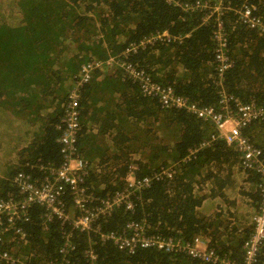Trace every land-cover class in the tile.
<instances>
[{
    "label": "trees",
    "instance_id": "16d2710c",
    "mask_svg": "<svg viewBox=\"0 0 264 264\" xmlns=\"http://www.w3.org/2000/svg\"><path fill=\"white\" fill-rule=\"evenodd\" d=\"M175 1L177 4L166 0H0V129L4 126L17 132L19 126L22 128L19 135H12L16 139L11 141L10 151L16 156L6 160V164L0 162V200L6 199L8 193L18 196L13 178L19 172L38 177L40 165L59 167L64 162L57 125L65 115L74 87V78L67 77L70 69L63 62L70 52L64 47L69 44H76L79 49L101 44L105 52L128 61L153 82L173 87L176 95L201 107L220 109V90L228 97L264 106V34L250 29L236 14L244 5L253 6V14L264 22V0H200L221 7L219 21L217 13L211 14L209 9H183V4L195 0ZM207 15L210 16L205 20ZM218 23L227 33V53L233 61L221 77L212 68ZM163 32L181 39L170 44L156 41L123 55L131 43ZM104 56L100 59H107ZM67 59L70 57L65 58L66 63ZM111 69L118 76L122 74L116 67ZM123 83L126 88L118 99L121 106H126V112L121 115L134 122L114 135L113 142L126 144L128 140L137 142V147L107 154L96 167L88 164L86 191L96 198L113 196L126 188L125 177L130 171L139 180L165 169L172 177L163 175L147 187L130 189L127 201L132 208L125 209L123 204L113 207L110 214L99 216L89 231L74 226L79 213L73 208L69 192L65 201L71 219L64 224L53 217L45 228L44 208L34 205L29 220L22 224L27 244L0 231V252L8 251L29 264L60 263L61 249L68 241L73 247L68 252L73 264H88L89 249L96 254L95 264H212L157 246L139 247L129 253L115 242L101 239V234L108 232L120 235L132 222L141 225L147 236L166 242L198 237L207 250H213L220 258L242 264L244 243L256 233V219L262 214L257 187L260 176L242 168L240 152L227 144L213 124L185 109L161 108L157 99L140 91L137 80L126 78ZM92 84L83 87L81 93V130L76 136L74 158H85L84 151L91 144L85 108ZM149 100L153 102L152 110ZM106 119L113 120L114 116ZM242 134L261 150L264 161V121L251 123ZM5 147L0 142V150ZM135 150L137 158L132 155ZM192 173L207 174L218 187L212 196L220 197L226 206L218 205L211 214L201 212L207 197L196 189ZM221 173L234 178L221 180ZM246 181L255 185L254 191L239 187L240 182ZM101 206L98 202L93 208ZM232 224L238 229H231ZM0 264L6 263L0 260ZM251 264H264V241Z\"/></svg>",
    "mask_w": 264,
    "mask_h": 264
},
{
    "label": "built area",
    "instance_id": "2783aa9c",
    "mask_svg": "<svg viewBox=\"0 0 264 264\" xmlns=\"http://www.w3.org/2000/svg\"><path fill=\"white\" fill-rule=\"evenodd\" d=\"M171 3L175 0H166ZM221 3L224 0H217ZM181 5V4H180ZM186 11H195L197 9H209L212 13H217L218 21L221 16V7H213L207 2L200 0L186 2L182 5ZM254 7L244 5V7L236 14L242 23L250 29L257 30L260 34H264V22L259 16L253 14ZM207 15L205 20L209 18ZM180 37L171 36L167 32L156 33L144 38L139 43H131L124 51L123 55L127 56L132 52H136L139 48H143L156 41L163 44H170L180 40ZM216 42L215 59L213 62V70L219 76L229 69L233 61L227 53L228 36L224 31L222 23H218L214 33ZM120 67L122 69L123 79L132 78L137 80L140 85V91L146 95L157 99L161 108L185 109L194 114L197 118L204 122H214L219 131V135L225 138L229 146L234 147L240 152L242 157V168L260 176L258 182V190L261 194L262 214L257 217L256 233L244 243V262L242 264H251L255 252L259 244L264 241V161H262V152L259 148L249 143L243 136L242 130L255 121H264V106L257 105L254 101L242 102L232 96H227L223 90L219 91L220 109L215 110L212 106H199L196 103L187 104L184 97L175 94L173 87L169 85H160L153 82L144 71H138L128 61H123L120 57H109L108 60H98L95 62L87 61L84 63L77 75L74 76V87L70 91L68 101L65 107V115L61 119L57 128L61 131L62 152L64 154V162L59 166L40 165L38 170L41 175L34 177L32 174L19 172L14 178L13 183L17 186L18 196L8 193L6 199L0 200V231L2 234L12 235L17 242L26 244L27 234L22 226L29 220L28 214L34 205H40L44 208V227L46 222L56 217L62 224L71 219V213L67 210L65 195L69 192L73 208L79 213V219L74 221V226L81 231H89L92 229L93 222L103 215L110 214L115 206L132 208V204L127 201V195L130 189L137 186H149L155 179H161L163 175L172 177L170 171L162 170L161 174H155L152 177L136 179L133 171L128 172L125 177L127 184L123 191H117L113 196L106 199L96 198L93 193L86 191L85 185L88 176V164L85 158L76 155L74 158V144L77 133L81 130L80 124V99L83 87L90 84L93 74L97 70L104 67ZM233 103V106H232ZM102 203L101 207L93 208L95 203ZM4 219V220H3ZM21 225V226H20ZM101 239L111 240L119 246L121 250L133 253L137 248H148L157 246L166 250H175L184 252L188 256L205 261L212 264H233L225 258H220L213 250H207L201 240L196 237L192 241H163L160 238L147 236L143 227L137 223H127L125 229L120 235L113 232L101 234ZM2 237L0 236V241ZM73 247L65 242L61 249L63 254L62 262H52L47 264H73L71 256L68 253ZM88 264H95L97 257L93 249L86 251ZM0 259L6 264H29L22 261L18 256L9 254L8 251L0 252Z\"/></svg>",
    "mask_w": 264,
    "mask_h": 264
},
{
    "label": "crops",
    "instance_id": "0c3cea01",
    "mask_svg": "<svg viewBox=\"0 0 264 264\" xmlns=\"http://www.w3.org/2000/svg\"><path fill=\"white\" fill-rule=\"evenodd\" d=\"M110 55V54H108ZM112 56V55H111ZM91 61V60H89ZM105 69H109V67H104ZM103 68V69H104ZM114 68V67H110ZM118 68L121 72L122 69L120 67ZM102 70V69H101ZM122 75V74H121ZM123 80L119 78H111V81L108 82V84L103 86V83L107 82L104 81L101 77H93V84L92 88L88 90L90 91L88 97V101L86 104V112L87 115L85 117V121L87 124V130L88 135L91 144L89 147L86 148V151H84V157L87 161V164L93 165L96 167V165L100 162V159H103L107 154L114 155L116 154V150L122 149V148H129V147H137V142L134 144L133 142L128 140L127 143H114L113 142V136L116 135L118 132L124 131L126 128H128L134 120L131 119V117H128L127 115L123 114L122 112H126V106H121V101L118 99V96L122 94L125 90V85L123 83ZM150 109L152 110V104L153 102L149 100ZM52 114V112H49V114ZM111 115L114 116L113 120H108L106 118L110 117ZM152 115V114H151ZM147 118V113H146ZM111 124L113 126H117L116 129H108V125ZM19 126V131L22 129ZM137 150H135L132 155L137 158L139 157L137 153H135ZM16 156V152L14 153ZM14 156V157H15ZM2 159V158H1ZM5 161V160H4ZM0 162L4 163L0 160ZM218 165L215 167L214 173L218 170ZM105 172V171H101ZM191 178L196 179L195 187L196 189H200V191L206 195V200L203 202L201 207V212L205 214H211L215 211H217V206L222 205L226 206V203L222 202V199L216 195L212 196V193L217 191L218 187L216 184L212 183L210 181V178L207 176V174L203 173V175H196V173L190 174ZM208 175H211L210 173ZM236 175V171H235ZM252 175V174H251ZM2 176V175H1ZM237 178L238 173H237ZM248 177V175H247ZM219 178L222 180L224 179L227 181L228 179H232L234 177H231L229 173H221L219 175ZM246 178V177H245ZM239 187L247 188L250 190H255V185L250 183L249 181L246 182H240L238 184ZM225 196H228L225 194ZM230 197V196H229ZM233 197H230V200H232ZM237 225L232 224L231 229H235L238 227H235ZM243 227H239L241 229ZM222 239H219L218 241H221Z\"/></svg>",
    "mask_w": 264,
    "mask_h": 264
},
{
    "label": "rangeland",
    "instance_id": "374dc122",
    "mask_svg": "<svg viewBox=\"0 0 264 264\" xmlns=\"http://www.w3.org/2000/svg\"><path fill=\"white\" fill-rule=\"evenodd\" d=\"M64 49L70 50L68 55L65 56V58L70 57V59H67V63L65 61V58L63 60L65 66L70 69L69 71L66 70L68 72L67 74L68 78L70 77L73 78L78 73L80 65L82 66L87 61L91 60L92 62H95V61L101 60L100 58H102L104 54H105L104 57L107 58L106 60H108L109 57L111 56V55H108L109 53L105 52L104 47L98 43H93L87 47H84V48L81 47L80 49L76 46V44H69L65 46ZM93 77H101L104 81H107V83L111 81V78L117 79L120 77L121 79H123L122 75L118 76V72L114 73V71L110 67L109 69L104 68L102 70H97L93 74ZM93 77H92L91 83H93ZM66 79L67 78H65V80ZM18 131H19V128L17 129V132H16L14 128L12 129L8 127L5 128L4 126L2 129H0V142L1 144H6V147L3 150L2 149L0 150V158H2L0 160L4 162L2 164H6L7 161H9L10 159H13L15 156L14 152L10 151V148L11 146H13V144H11V141L12 140L14 141V139H16L15 137L12 138V135H14L15 133L19 135ZM16 143H18V139L14 144Z\"/></svg>",
    "mask_w": 264,
    "mask_h": 264
},
{
    "label": "bare ground",
    "instance_id": "6f19581e",
    "mask_svg": "<svg viewBox=\"0 0 264 264\" xmlns=\"http://www.w3.org/2000/svg\"><path fill=\"white\" fill-rule=\"evenodd\" d=\"M219 76V75H218ZM219 77H221V76H219ZM186 100H187V104H194V103H192L191 101H189L187 98H185ZM171 109H178V107H175V108H171ZM215 109V108H214ZM215 110H217V109H215ZM208 123H211V124H213L216 128H217V126H216V124L214 123V122H208ZM1 260V259H0Z\"/></svg>",
    "mask_w": 264,
    "mask_h": 264
},
{
    "label": "clouds",
    "instance_id": "9594fccd",
    "mask_svg": "<svg viewBox=\"0 0 264 264\" xmlns=\"http://www.w3.org/2000/svg\"><path fill=\"white\" fill-rule=\"evenodd\" d=\"M80 70V69H79ZM77 75V74H76ZM74 78V77H73ZM92 81V80H91ZM90 84H91V82H90ZM90 84H88V85H86V86H89ZM66 107V106H65ZM65 111V110H64ZM80 114H81V112H80ZM28 242V241H27ZM27 244V243H26ZM26 244H24V245H26Z\"/></svg>",
    "mask_w": 264,
    "mask_h": 264
}]
</instances>
